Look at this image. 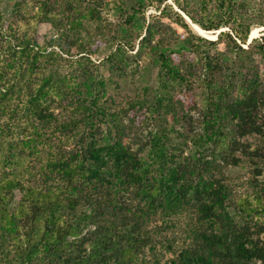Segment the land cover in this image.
<instances>
[{
    "label": "trees",
    "instance_id": "trees-1",
    "mask_svg": "<svg viewBox=\"0 0 264 264\" xmlns=\"http://www.w3.org/2000/svg\"><path fill=\"white\" fill-rule=\"evenodd\" d=\"M167 1L0 0V264H264V0Z\"/></svg>",
    "mask_w": 264,
    "mask_h": 264
},
{
    "label": "rangeland",
    "instance_id": "rangeland-1",
    "mask_svg": "<svg viewBox=\"0 0 264 264\" xmlns=\"http://www.w3.org/2000/svg\"><path fill=\"white\" fill-rule=\"evenodd\" d=\"M109 1V0H108ZM169 4L173 5L171 0L167 1ZM174 10H178L175 6H174ZM105 18L109 19V21L113 22V23H118L120 20H122V15H120L118 13L117 10L112 9V8H107L104 10L103 12ZM147 17L149 18L150 15H156L159 17L160 12H158L156 10V8L154 7H150L147 10L146 13ZM163 22L165 24L171 25L173 26L174 30L177 32V35H179V37L183 40L185 37H187L188 35V30H185L183 28H180L177 25H173L171 24V21L168 18H164ZM193 27H191V31L192 33L211 40V41H217L219 38V34L218 32H205L204 30H202L199 26L193 25ZM37 39L40 45H44L47 41H49L55 34V30L54 28L48 24V23H40L37 27ZM222 31H230L229 28H223ZM220 32V33H221ZM262 36H264V27H261L259 25L254 24V26L252 27V31L250 34V39L248 44H250L254 39L257 38H261ZM94 41V43H93ZM89 43H93L92 46V51L94 52L92 59L96 62L97 65L100 64V61H102L109 53V51L105 48V43L103 41H97L95 42L94 39L90 40ZM247 48V46L245 47ZM138 49V46L136 47V51ZM173 49H176V47H173ZM218 50L219 51H223L225 50V46L223 44L218 46ZM135 51V52H136ZM133 52V53H135ZM211 52H217L215 51V49L212 48ZM181 56H183V54H179V53H175L174 54V58L176 60V62H179ZM187 56V55H186ZM258 63L260 64V67L263 69L264 71V59H262L261 57H258ZM63 70V69H62ZM102 72L104 73L105 76H109L107 69L103 68ZM156 71L155 69H151L150 71H147L144 75H139L138 77H143V84L142 85H146V84H152L155 81V76H156ZM141 79L136 78L137 81V85L139 86V81ZM138 90L137 86L135 84H133L132 82L127 81L126 83H122L121 85V90L118 91L116 93V95H118V93L122 94V96H127L129 94H134L136 93V91ZM192 99H195L198 104H202V89H196L193 94H191ZM192 115L194 116V118H198L199 113L197 111H194L192 113ZM228 175L230 176V180L232 181L233 187H234V191H235V195L237 197V199L239 198H245L247 196H251L252 193V188H251V179L254 176L253 170L249 167V166H239V167H231L228 169ZM170 232V231H169ZM174 233V232H173ZM178 236L180 234H172L170 233L169 236Z\"/></svg>",
    "mask_w": 264,
    "mask_h": 264
},
{
    "label": "water",
    "instance_id": "water-1",
    "mask_svg": "<svg viewBox=\"0 0 264 264\" xmlns=\"http://www.w3.org/2000/svg\"><path fill=\"white\" fill-rule=\"evenodd\" d=\"M191 24L192 22L190 21V19L188 17H185ZM221 31L218 32V34H220Z\"/></svg>",
    "mask_w": 264,
    "mask_h": 264
}]
</instances>
